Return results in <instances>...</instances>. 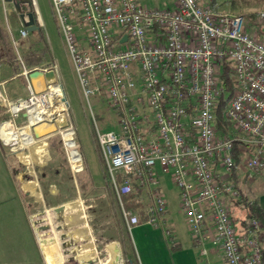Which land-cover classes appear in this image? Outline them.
<instances>
[{
  "label": "built area",
  "instance_id": "built-area-1",
  "mask_svg": "<svg viewBox=\"0 0 264 264\" xmlns=\"http://www.w3.org/2000/svg\"><path fill=\"white\" fill-rule=\"evenodd\" d=\"M15 1L0 0L13 45L29 34L22 25L15 36L8 24ZM50 1L83 95L104 96L117 119L116 129L102 131L92 115L128 228L164 223L161 180L168 175L202 253L208 241L225 264H260L262 223L250 218L239 225L232 211L242 195L239 171L248 179L264 175V8L232 13L199 0H174L173 8L140 0ZM30 3L42 26L37 0ZM223 63L234 86L229 98L220 80ZM21 64L28 97L8 106L15 117L26 113V124L12 125L28 126L34 138L31 127L53 119L31 123L21 106L48 92L34 89L28 74L51 69ZM222 99L226 132L216 118ZM137 189L143 215L122 202Z\"/></svg>",
  "mask_w": 264,
  "mask_h": 264
},
{
  "label": "rangeland",
  "instance_id": "rangeland-1",
  "mask_svg": "<svg viewBox=\"0 0 264 264\" xmlns=\"http://www.w3.org/2000/svg\"><path fill=\"white\" fill-rule=\"evenodd\" d=\"M199 2L206 5L209 0ZM258 3V0H216V8L242 13L257 10ZM37 4L42 19V32L48 42L50 55L57 63L54 62L52 68L55 77L50 85H60L64 108L55 113L50 122L54 129L48 130V137L41 141L39 147L37 144L41 143H38L40 139L37 141L35 137L31 145L22 142L19 135L22 128L15 134L12 131V124L22 126L27 123L24 111L15 117L8 106L7 121H10L8 124L12 128L7 124L0 127V133L6 130L14 136V141L6 144L5 150L18 170L21 186L27 190L24 198L31 204L30 210L35 214L32 218L34 227L43 237L55 236L68 264H138V261L141 264L147 258L142 250L146 245L143 237L161 231L166 245L176 247L174 230L179 237L187 234L178 189L168 175L161 180V189L167 200V222L164 219V223L159 226L137 225L136 228H128L114 196L110 175L101 160L92 119L94 115L102 131L116 129L118 124L114 111L109 108L104 96L89 97V100L85 98L66 52L51 1L37 0ZM16 16L14 12L7 14L15 36L19 27ZM0 23L7 36L1 4ZM39 48L35 32L29 33L25 39H17L16 45H11L12 54L17 59V68H21V60L26 53L36 52ZM12 84H20V80L14 79L8 86ZM26 88L28 91L27 84ZM46 88L47 84L43 90L47 91ZM62 115L67 127L64 130L56 123ZM62 131L69 133L66 140L62 139ZM46 132H42L43 136ZM247 186L248 182L240 179V187ZM62 203L65 204L62 212L53 211V207ZM235 214L240 215L237 211ZM58 215L61 218L58 219ZM0 244L7 251H12L10 259L17 264H44L28 219H16L11 225L1 223ZM34 250H37L36 255ZM55 252L54 264H61Z\"/></svg>",
  "mask_w": 264,
  "mask_h": 264
},
{
  "label": "crops",
  "instance_id": "crops-1",
  "mask_svg": "<svg viewBox=\"0 0 264 264\" xmlns=\"http://www.w3.org/2000/svg\"><path fill=\"white\" fill-rule=\"evenodd\" d=\"M140 1L147 6L172 7V8L174 7V0H140ZM258 4H259V8H264V0H260ZM22 8L24 11L28 10V6L26 4H23ZM16 18L18 20V24H19L18 29H19L20 27H22L23 24L18 14ZM5 25H6V21H5ZM0 51H1L0 52L1 55L2 53L1 41H0ZM55 64L57 63L55 62ZM14 79L20 80L21 87L23 88L22 91H20V84L17 85L12 84L8 86V84H10ZM47 82H52V79L49 78L48 80V78L40 77L37 80L32 81L31 83L34 89L41 90L43 89V87L46 86ZM27 94L28 91L22 73L21 72L16 73L6 62L0 59V127L4 124H7L9 127H11L8 124L10 123V121H7V118L9 117L8 103L19 99H23L27 96ZM29 120H30V115H29ZM39 128L42 132L45 131L47 132L46 135L39 138L40 140L37 139V141L39 140L38 143L43 141L44 138L48 137L47 133L50 132L48 130L54 129V125L51 123L49 124L41 123ZM14 129H12V131L15 134L17 130ZM1 137H0V224L6 223L11 225L14 223L16 219L19 220L24 219L26 221L28 219L34 231L35 239L39 250L38 253L41 254L44 264H54V256L56 254L55 251H57L58 257L61 260V264H68L67 261L64 259V255L60 243L55 238V236L50 235L43 237L41 235V232L38 231V229H35L32 220L35 214L33 213V211L30 210L31 204L24 198L27 190H25L21 186L20 178L17 176L18 170H16L15 164H13L10 158L8 157V153L5 150V144L3 143ZM22 142L24 143L23 139ZM5 143L8 142L5 141ZM40 145H42V142L37 144L38 147ZM76 159H78V156H76ZM74 162L73 165H75ZM238 177H239L238 179L239 187H240V179H243L244 181L248 182L247 187L244 188L240 187L242 194L250 199L257 200L260 207L264 211V175L261 173H257L253 176L252 179H248V177H246V172L240 170ZM167 216L168 214L166 213L165 222H167L166 220ZM173 222L175 223L174 220ZM136 227L138 226H135L133 228ZM174 231H175L174 233L175 246L176 245L177 246L173 248H171L172 246L170 245H166L164 237L161 234V231L152 232L147 236L143 237L142 239L145 241L146 245L145 247H143L142 250H144L143 255L147 256V258L141 264H225L220 249L217 246L212 245L211 242L207 241L205 243L204 246L206 248V252L202 253L201 247L195 245L191 236L189 235L187 228H186L187 234L184 237L183 236L179 237L176 233V229ZM262 235H264V228L263 231L260 233V237ZM136 236L137 235L135 234V237ZM4 245H6V243ZM36 252L37 250L36 251L34 250L35 255ZM11 255H12V251L10 252L7 251L5 248H2L0 244V264H17L10 259Z\"/></svg>",
  "mask_w": 264,
  "mask_h": 264
},
{
  "label": "trees",
  "instance_id": "trees-1",
  "mask_svg": "<svg viewBox=\"0 0 264 264\" xmlns=\"http://www.w3.org/2000/svg\"><path fill=\"white\" fill-rule=\"evenodd\" d=\"M234 1L235 0H233V2ZM240 1H246V0H240ZM258 1L260 2V0ZM208 4L217 10L216 0H209ZM35 24L37 28L32 32H35L37 34L38 42L40 43V48L36 52L26 53L22 59V63L27 68L41 67V68L52 69L54 66V61L50 55L49 45L44 37L41 26H39L36 21V18H35ZM5 31L0 23V41L2 45V53L0 55V59L6 62L16 73L22 72V64H21V68L19 69L16 66L17 59L12 54L11 39L8 31H7L8 37L6 36ZM220 80L228 93L227 98H229L234 90V86L230 78L229 66L227 63H223ZM225 102L226 99L221 100L220 106L216 112V118L218 122L217 125L224 132H226L228 128V122H226L222 118V108L224 107ZM139 194H140V189H137L135 193L123 195L122 202L126 209H132V208L138 209L141 215H143L142 209L144 205L139 200L138 197ZM235 211L239 212L240 215L238 216L237 214H235ZM232 212H233L232 214L233 220L236 222L238 221L239 225H243L247 219L257 218L260 220L264 228V211L260 207L257 200L250 199L242 194L241 200L235 203ZM142 219H144L143 216ZM259 241H260V264H264V235H262L259 238ZM171 248H173V246Z\"/></svg>",
  "mask_w": 264,
  "mask_h": 264
},
{
  "label": "bare ground",
  "instance_id": "bare-ground-1",
  "mask_svg": "<svg viewBox=\"0 0 264 264\" xmlns=\"http://www.w3.org/2000/svg\"><path fill=\"white\" fill-rule=\"evenodd\" d=\"M37 79L38 78L34 79V81ZM63 100H64V96L60 85L53 84L49 86L48 92L46 93L45 97H39L38 101H35L33 104L30 103L29 101L22 102L21 106L27 107L28 114L30 115V120L32 123H35L44 119L47 120L54 119L55 113L64 108ZM17 107L18 106H16V108ZM16 108H14V110ZM56 123L61 130L67 129L63 115L59 118V120ZM19 129L21 128H18L16 130ZM19 135L24 140L25 144H30L34 140L32 138L28 126L22 127V129L19 132ZM1 136L6 142L14 141V136H12V134L9 131L3 130L1 132ZM62 136L63 139L66 140L69 137L68 131H62Z\"/></svg>",
  "mask_w": 264,
  "mask_h": 264
},
{
  "label": "water",
  "instance_id": "water-1",
  "mask_svg": "<svg viewBox=\"0 0 264 264\" xmlns=\"http://www.w3.org/2000/svg\"><path fill=\"white\" fill-rule=\"evenodd\" d=\"M26 4L28 6V10L24 11L22 8V5ZM15 6V10L17 12V14L19 15L23 26H25V28L27 29V31L32 32L34 30H36L37 26L35 24V16L33 14L32 11V6L30 3V0H16L14 3ZM39 77H44V78H51L52 80L55 77V72L51 69L48 71H42V70H32L31 72H29L28 74V78L30 81H34V79L39 78ZM24 115H26V113H24ZM40 124H34L31 127L33 136L36 139H39L43 136L44 133H42V131L40 130ZM65 204L62 203L58 206L53 207V211L59 213L62 212L64 210ZM61 218L60 215H58V219Z\"/></svg>",
  "mask_w": 264,
  "mask_h": 264
}]
</instances>
